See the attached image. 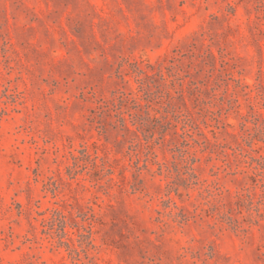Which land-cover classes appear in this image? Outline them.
Returning a JSON list of instances; mask_svg holds the SVG:
<instances>
[{
	"label": "rangeland",
	"instance_id": "rangeland-1",
	"mask_svg": "<svg viewBox=\"0 0 264 264\" xmlns=\"http://www.w3.org/2000/svg\"><path fill=\"white\" fill-rule=\"evenodd\" d=\"M0 264H264V0H0Z\"/></svg>",
	"mask_w": 264,
	"mask_h": 264
},
{
	"label": "trees",
	"instance_id": "trees-1",
	"mask_svg": "<svg viewBox=\"0 0 264 264\" xmlns=\"http://www.w3.org/2000/svg\"><path fill=\"white\" fill-rule=\"evenodd\" d=\"M137 70L139 71V72H144L139 66H137ZM121 118H120V120H121V126L124 128V129H127V130H129V131H134V129H132L129 125H128V123L126 122V118H125V116H120ZM113 172L112 171H109V174H112ZM111 181H116L115 180V178L114 177H110L109 178Z\"/></svg>",
	"mask_w": 264,
	"mask_h": 264
}]
</instances>
